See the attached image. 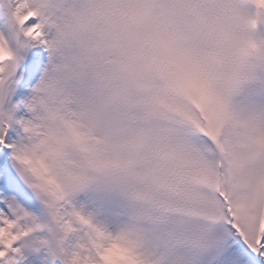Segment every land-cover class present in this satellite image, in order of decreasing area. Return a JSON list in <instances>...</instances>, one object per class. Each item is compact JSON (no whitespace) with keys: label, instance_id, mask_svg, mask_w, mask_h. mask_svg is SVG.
I'll use <instances>...</instances> for the list:
<instances>
[{"label":"snow or ice","instance_id":"6c2138e0","mask_svg":"<svg viewBox=\"0 0 264 264\" xmlns=\"http://www.w3.org/2000/svg\"><path fill=\"white\" fill-rule=\"evenodd\" d=\"M253 3L264 10V0ZM195 12L194 0H0V264H264V103L246 92L251 77L240 70L218 86L186 35ZM81 31L97 45L79 68L107 85L104 102L116 113L115 171L144 205L135 224L121 223L117 205L112 221L98 220L77 195L90 178L58 172L36 143L46 87L78 116L76 92L50 77L59 42ZM161 114L174 126L179 164L149 177L137 125ZM69 128L86 140L76 119ZM52 150L60 154V142ZM148 180L163 192L139 187ZM175 213L199 221L191 254L170 258L180 234L165 229L154 254L142 255L144 224Z\"/></svg>","mask_w":264,"mask_h":264},{"label":"clouds","instance_id":"9594fccd","mask_svg":"<svg viewBox=\"0 0 264 264\" xmlns=\"http://www.w3.org/2000/svg\"><path fill=\"white\" fill-rule=\"evenodd\" d=\"M196 12L185 16V29L190 45L199 53L206 70L217 77L218 86L224 84L227 70H240L251 77L246 92L257 101L261 99L264 84V10L253 0H194ZM97 38L90 31H81L59 42L58 54L51 64L50 84L63 82L71 86L79 97L68 116L47 91L37 100L36 143L46 150L48 161L60 173H84L89 185L77 195L93 193L107 197L121 208L122 224H135L136 210L144 207L130 198L125 184L131 183L115 171L113 144L119 135L113 133L115 111L105 104L107 85H101L91 72L80 70L79 63L86 61L90 49L96 47ZM76 119L86 140L76 142L70 132L69 121ZM144 133L140 170L149 177H165L178 164L175 158L177 142L174 126L164 115L141 120L137 125ZM225 125L223 134L232 133ZM60 142V154L53 151ZM67 179V176H65ZM147 191L163 192L162 185L148 180L139 185ZM199 221L191 216L172 214L165 224L145 223L146 235L141 241V254L152 256L157 237L165 229L175 230L178 238L167 253L170 258L190 255V238Z\"/></svg>","mask_w":264,"mask_h":264},{"label":"rangeland","instance_id":"374dc122","mask_svg":"<svg viewBox=\"0 0 264 264\" xmlns=\"http://www.w3.org/2000/svg\"><path fill=\"white\" fill-rule=\"evenodd\" d=\"M261 99H264V94H262ZM78 200L85 205L88 211L95 213L96 218L101 222H110L114 219L113 209L115 203L107 197L87 193L81 194Z\"/></svg>","mask_w":264,"mask_h":264}]
</instances>
